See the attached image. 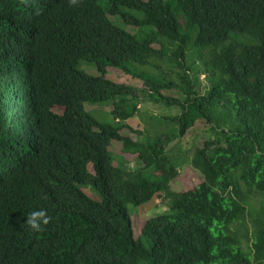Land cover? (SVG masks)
<instances>
[{
	"label": "trees",
	"instance_id": "1",
	"mask_svg": "<svg viewBox=\"0 0 264 264\" xmlns=\"http://www.w3.org/2000/svg\"><path fill=\"white\" fill-rule=\"evenodd\" d=\"M0 264H264V0H0Z\"/></svg>",
	"mask_w": 264,
	"mask_h": 264
},
{
	"label": "rangeland",
	"instance_id": "2",
	"mask_svg": "<svg viewBox=\"0 0 264 264\" xmlns=\"http://www.w3.org/2000/svg\"><path fill=\"white\" fill-rule=\"evenodd\" d=\"M102 7H104L103 4H101ZM109 19L113 22V23H116L118 22L117 21V18H113L111 16H109ZM134 33V32H133ZM135 37L140 40V39H143V37L141 36L140 33L136 32L135 33ZM83 67H87L86 64L84 62H80L79 64V68L82 69ZM92 70V69H91ZM88 72V70H87ZM91 72V71H90ZM116 75V73L114 71H109V74H107V78L112 80V77ZM120 78H117L118 82H127L128 80H126L124 77H121L119 76ZM200 80L203 82V77L201 76L200 77ZM137 85H139V83H137ZM136 86V85H134ZM110 108V105L108 107V110ZM142 112H143V115H142V119L143 120H146L145 118L148 116H151V115H168V114H175L176 113V109H171V110H167L165 108H162L158 105H144L141 107L140 109ZM54 112H58V113H61V109L60 108H55L54 109ZM140 117H134L132 119H129L127 121H125V124L127 126L126 129L122 130L121 134L122 135H125V136H130L132 139H134L136 136L135 134H133L131 131H142L144 128H145V124H144V121L142 120ZM204 130H205V127L203 125H200V124H197L193 129H191V131L186 135L184 136V138L182 139V142H183V148L185 150L189 149L191 147V143H192V140L193 139V136L197 134V136H203L204 135ZM181 144V142H180ZM178 144V145H180ZM114 150L115 151H118L119 148H120V145L118 143H114V146H113ZM127 166L129 168H131L132 166H134V156H124V159H123ZM189 162V157L188 156H184V161L182 162L183 165H186L188 164ZM182 180H177L172 188L173 189H178V187L180 186V184L182 183ZM194 179H192V182H193ZM85 194L89 195L90 194V191L85 189V190H82ZM98 198V197H97ZM250 199V203L249 204H253L254 207L256 208L257 204H256V199H252V198H249ZM155 205L156 207H153L149 210H147V213L145 214H140L138 215V213L136 212V210H134L133 208H130V211L134 210V213L132 214V217H131V221H132V227H133V233H134V237L135 239L138 237V235L140 234V231H141V228L143 226V223L144 221L147 219V218H150V217H153L155 214H161V213H164L166 212V207L165 206H161L158 201L155 202ZM248 211H249V216H251V209L248 208ZM249 216L247 218V221L249 222Z\"/></svg>",
	"mask_w": 264,
	"mask_h": 264
},
{
	"label": "clouds",
	"instance_id": "3",
	"mask_svg": "<svg viewBox=\"0 0 264 264\" xmlns=\"http://www.w3.org/2000/svg\"><path fill=\"white\" fill-rule=\"evenodd\" d=\"M74 2V0H73ZM100 5L103 4L102 2L99 3ZM105 8V6L103 7ZM110 15H107L109 19ZM112 17V16H111ZM110 20V19H109ZM111 21V20H110ZM112 22V21H111ZM113 23V22H112ZM115 24V23H113ZM49 221V217L46 215V212L44 210L39 211H33L30 212L26 216L25 224L33 231V232H39L42 230V226L46 225Z\"/></svg>",
	"mask_w": 264,
	"mask_h": 264
}]
</instances>
